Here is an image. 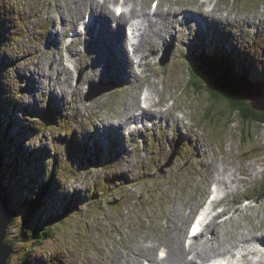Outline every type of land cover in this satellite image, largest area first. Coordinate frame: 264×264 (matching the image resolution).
Listing matches in <instances>:
<instances>
[{
  "label": "rangeland",
  "instance_id": "374dc122",
  "mask_svg": "<svg viewBox=\"0 0 264 264\" xmlns=\"http://www.w3.org/2000/svg\"><path fill=\"white\" fill-rule=\"evenodd\" d=\"M87 1L0 0L4 12H0V32L7 36L0 53V87L3 100L14 104L5 107L1 116L13 118L17 127L14 133L25 131L29 140L22 146L27 151L45 156L40 168H53L51 158L56 161L55 177H59L43 205L23 227L25 214L20 199L25 192L21 188L31 184L33 173L28 166L10 172V176L3 173V189L9 195L10 209L16 213L5 239H13L9 263L129 264L128 259L136 258L142 264L144 258H157L160 247H165L170 256L174 246L184 248L188 223L208 204L215 184L219 186L216 177L223 175L227 182L237 180L227 174L231 171L243 181L217 191L219 198L213 203L212 213L221 215L211 219L195 241L204 250L201 262L220 255L234 256L238 247L229 253L209 248L219 243L239 246L236 239L241 233L249 236L251 248L255 243L258 252H264V194L256 199L264 183V126L242 124L235 114L229 116L225 105L218 104L204 119L208 96L196 95L186 86L190 60L206 51L215 52L216 47L233 49L244 62L237 60L240 66L264 80V0H161L156 14L193 7L195 14L188 13L190 24L174 18L172 24L168 20V25H161L164 35L157 43L152 42L153 33L151 40L142 42L147 68L141 71L133 65L136 77L127 76L128 83L120 75L124 70L119 50L123 44L116 22L111 24L113 31H103L94 47V39L86 40L81 31L87 6L92 8ZM134 1L151 10V0H106L103 7L114 12L111 5L123 2L127 8ZM210 4L215 5L211 10ZM199 12L208 16L207 20L197 18ZM129 18L127 14L119 20ZM88 33V37H94L96 29ZM166 51L169 60L161 66ZM93 63L100 64L104 75L92 70ZM60 66L70 71L58 77ZM112 69L117 74L110 75ZM155 69L160 74L157 87L161 90L165 84L161 94L166 98L153 94L155 105L142 110L145 89L153 85ZM107 87L109 92L85 100L91 89L95 92ZM47 102L52 110L47 109ZM149 110L160 111L154 113L157 119L142 121L128 116L133 111ZM220 110L223 114L218 116ZM159 116L164 118L160 121ZM112 124L116 128L123 125L119 134L114 133ZM176 126L185 132L181 128L176 132ZM173 153L170 166L163 168ZM20 172L24 176L18 181ZM44 176L43 172L38 181ZM104 177L113 186L105 192L98 187L94 190L93 184ZM35 184L37 181L32 188ZM70 207L73 210L69 211ZM60 211H69L63 216L65 223L51 226L54 237L42 244L37 242L34 249L32 227L37 224L46 231ZM206 237L208 241L203 243ZM205 244L208 248L204 249ZM28 251L30 256L23 260ZM171 260L174 263L178 258Z\"/></svg>",
  "mask_w": 264,
  "mask_h": 264
},
{
  "label": "trees",
  "instance_id": "16d2710c",
  "mask_svg": "<svg viewBox=\"0 0 264 264\" xmlns=\"http://www.w3.org/2000/svg\"><path fill=\"white\" fill-rule=\"evenodd\" d=\"M1 13L4 14L3 11L0 10ZM0 29L2 26L0 25ZM6 36V35H5ZM5 36L0 32V53L1 49L3 48V43L6 41ZM7 37V36H6ZM216 47L215 52L213 51H206L203 54L198 55L196 60H193L188 66V81L187 87H192V92L194 91L196 95H203L206 94L209 100V107L207 111H205L204 119H206L207 115L210 113L209 109L218 105H225L229 111V116H233L234 114L239 118L242 124H250L254 123L260 126H264V113L253 110L249 105V93L259 92L264 94V80L261 78L260 80L255 78L249 73V70L240 66V62L237 60L239 56L232 51L229 50H222L217 49ZM0 69L3 67V62H0ZM190 79V81H189ZM1 92V87H0ZM2 92L0 95V182L1 188H3V182L1 177L3 173L6 171L8 176H10V172L19 171V168H25L24 166H28V170L31 169L33 173L30 175L29 179H31V184H35L34 188L31 184H27L26 186L22 187V191L25 193L23 194V198L20 199V203L23 205L25 220L23 223L26 225L32 220V217L35 213L40 209L43 205V200L46 195L52 189V184L56 178L55 177V166L56 161L51 158V164L53 168L45 169L42 167L40 168L41 162L44 163L45 156L42 155L41 152L37 153L35 151H27L26 148L22 146L23 142L29 140L25 136V131L22 129L16 130L17 133H14L12 130L17 128L14 127L13 118H2V113L4 112L3 109L8 105L11 107L13 106V101L6 99L3 100ZM50 110L53 109L49 103H47ZM224 106V107H225ZM57 115V108L55 109ZM223 114V111L220 110L218 116ZM45 117V114H44ZM49 118L48 116H46ZM41 121H44L41 118ZM49 120L45 123L47 124ZM52 123V119L50 120ZM53 121L58 123L57 119L53 117ZM15 131V130H14ZM14 149V151H12ZM6 159V162H5ZM20 163V164H19ZM19 164V166H18ZM31 165H34L33 168ZM30 172V171H29ZM28 172V173H29ZM44 172V179L40 182L37 178L39 175L43 174ZM24 174L20 172L18 176L23 177ZM27 178V177H26ZM26 178L24 179L26 181ZM111 181H114V178H111ZM26 182H23L22 186L25 185ZM113 185H109L107 182V177L100 179L98 183L93 184L94 190L97 187L100 189V192H105L108 188L112 187ZM258 193V198L262 197L264 194V183L261 186ZM4 195L8 200L9 195L6 194L4 191ZM42 203V205H41ZM73 210V207H70L69 211ZM69 211H60L58 214L50 221L49 225L46 227V231H42L39 229V226L35 224L32 227L31 234L32 242L31 246L35 249L38 244H42L45 239L54 237V233H52L51 226H59L65 223L66 219L63 217ZM13 215L16 214L14 210H12ZM14 217V216H13ZM14 219V218H13ZM12 219V220H13ZM12 252L14 251L13 246V239L12 242ZM12 255V253H11ZM25 260L28 256H30L29 251L24 253ZM11 257V256H10ZM10 259V258H9ZM8 264L9 260H8Z\"/></svg>",
  "mask_w": 264,
  "mask_h": 264
},
{
  "label": "bare ground",
  "instance_id": "6f19581e",
  "mask_svg": "<svg viewBox=\"0 0 264 264\" xmlns=\"http://www.w3.org/2000/svg\"><path fill=\"white\" fill-rule=\"evenodd\" d=\"M105 1L106 0H100V1H97V0H90L89 1L88 0L86 2L88 5L92 6V8H91L92 11H90V13L92 15L91 23H86L87 30L89 31V29L92 26H94V24H98V27L96 29V35L94 37H88L87 35L90 33H88V31H87L86 32V37H87L86 40L87 39H94V43H93V47H94V45L99 44L98 41L100 40V38L103 34V31L114 29V27L111 28V24H112V22H116V25L119 27L117 29L119 31H121V33H122L121 42L123 44V48H120L119 50H120V57H121V62H122L121 64H122L124 70H122L120 72V75L122 76V78H124L126 80V83H128L127 76L128 77H136L135 72L133 71V65H134L135 69L139 68L141 71L145 70L147 68L146 67L147 63L144 60V59L148 60L146 49L142 50L140 48L142 42L145 39H150V35L153 33L155 35V39H153V37H152V39H153L152 42H154V44L157 43V39L164 35L165 28L161 27V25L168 22V20H170L171 17H176L177 13L174 12L171 15L169 13L170 11L169 12L167 11V12H160L159 14H156V13L152 14L150 11H147L142 5H140L134 1V2L130 3V5H128L127 8H125L126 10H124V12L121 15V16H126L128 14V16L131 17V18H129V20L124 22V31H123L122 30L123 21L119 20V17H117L115 14L116 8L120 5L115 3V5L113 6L114 12H112V11L109 12V11L105 10V8L103 7V2H105ZM198 6H199V4H198ZM197 18H199V19L205 18L207 20L208 16H206L202 12H199ZM96 19H97V23L94 22ZM183 19H184V21H186L187 24H190V22L192 21V20H189V18L185 17V16L183 17ZM158 20L160 22L159 24L157 23ZM222 20H224V18H222ZM209 26L211 27L210 24H209ZM75 34H77V33H75ZM125 42L127 43L126 49L124 47ZM257 42H258V40H257ZM130 43H132V46L134 47V53L133 54L130 53L129 48H128V44H130ZM85 45L88 46V44H85ZM116 47L118 48L117 45H116ZM70 53L72 54V51ZM59 54H61V52ZM89 54H91V53H89ZM57 55H58V51H57ZM199 58H202V57H199ZM66 59H68V58H66ZM124 61H126L128 65ZM54 65H55V63H54ZM99 66H100L99 63L98 64L93 63L91 67H92V70H94V72H100L101 74L104 75L103 69H101ZM123 68H121V69H123ZM127 69H129V71H127ZM69 71L70 70L67 67H61L60 66V68L58 69V72H59L58 77H62L63 75H66L65 73L69 72ZM115 74H117V72H115V70L112 69L110 71V75H115ZM154 77H155V79L153 80V85L150 87L147 86L145 89L146 94H147V98L144 100V102H145L146 106H149L150 104L155 105L154 104L155 101H153V97H152L153 94H156V96L159 95L163 100H165V98H166V97H163L161 94V92L162 93L165 92V89H166V88L164 89L165 84L161 87V90L159 87H157L158 80H156V78L160 77V74H159V72L156 71V69H155ZM189 81H190V79H189ZM170 95H171V93H170ZM47 107H48V105H47ZM142 108H144L142 110L149 109V108H145V107H142ZM155 112L160 113V111H155ZM154 113H152L151 110L139 111V112L133 111L128 116L130 119H137V120H142V121H144L145 119L155 120V119H157V116ZM161 115H164V113H161ZM130 122H133V121H130ZM117 126L118 127L116 128L114 126V124H112V127L115 130L114 131L115 134H119L120 129L123 127L122 124H119ZM215 172H218V171L215 170ZM227 174L228 175L230 174L233 177L235 175V178H237V180L227 182L224 179L223 175H221V177L218 176V177H216V181L219 182L220 184H219V186L217 185V190L215 189L214 191L217 192L219 190H223L225 187H230V184H232V183H240L241 181H243V179H241L240 177H236V176H238V174L235 171H231ZM212 194L213 195L211 196L208 204L204 208V211L207 212V214L211 213V206H209V205L212 204V201H214V200L217 201V199H218L217 198L218 192H217V195H214L213 190H212ZM208 225H209V223L206 226H208ZM212 226L213 225H210V227H212ZM245 234L246 233H241L239 239H236L240 243L239 246H236V243H234V244L230 245L231 247H227L226 244L219 243L217 247L209 248V250H212V251L220 250V251H216V252L229 253L232 250V248L238 247V250L235 252L234 256L225 257L222 255L224 257L223 258L220 255V256L215 257L214 260L219 259L221 261V264H244V263L245 264H264V252H258L259 248H257L255 246V243H252V248H251L249 246V236L246 237ZM235 236L238 237L239 232L237 234H235ZM196 238H197V236H195L193 239H189L188 236H186V237H184V240H183V245H184L183 247L184 248H181L180 246H174L172 255L169 256L168 252H166L165 257H162V258H160V257H157V258L151 257V258H147V259L144 258L142 261V264H144V262H147V264H198L197 263L198 260H200V261L203 260V255H201V254L203 253L204 250L197 243H195L194 239H196ZM186 241H188V243L191 241L188 248H186V246H185ZM207 241H208V238L206 237V239L203 240V243L207 242ZM227 243L230 244L229 242H227ZM136 246H137V243H135L132 246V252L134 254L137 251ZM206 247H207V244H205L204 249ZM223 250H225V252H221ZM236 253H238L237 256H236ZM172 258H178V260L173 263L171 260ZM225 258H227L228 260ZM131 260H134L136 262H132ZM128 263L129 264H141V260H138L136 258H132V259H128Z\"/></svg>",
  "mask_w": 264,
  "mask_h": 264
},
{
  "label": "water",
  "instance_id": "95a60500",
  "mask_svg": "<svg viewBox=\"0 0 264 264\" xmlns=\"http://www.w3.org/2000/svg\"><path fill=\"white\" fill-rule=\"evenodd\" d=\"M168 60H169V55L165 54L163 59V64L167 63ZM108 90H109L108 87L98 89L95 92L93 89H91L85 96V99L87 100L93 99L94 97L102 94L103 92H107ZM248 98H249V105L253 110L264 113L263 94L258 92L249 93ZM169 165L170 163H167L164 167ZM12 218H13V213L10 209L7 198L3 194V188H1V183H0V264H8V260L12 253V244L5 240L7 236L8 228L12 222Z\"/></svg>",
  "mask_w": 264,
  "mask_h": 264
},
{
  "label": "snow or ice",
  "instance_id": "6c2138e0",
  "mask_svg": "<svg viewBox=\"0 0 264 264\" xmlns=\"http://www.w3.org/2000/svg\"><path fill=\"white\" fill-rule=\"evenodd\" d=\"M117 11L119 12L120 10H119V9H117Z\"/></svg>",
  "mask_w": 264,
  "mask_h": 264
}]
</instances>
